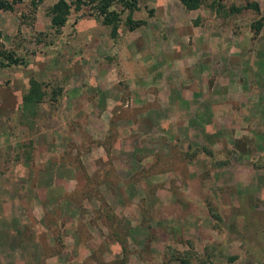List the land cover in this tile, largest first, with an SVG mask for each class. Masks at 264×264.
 <instances>
[{
    "label": "rangeland",
    "instance_id": "rangeland-1",
    "mask_svg": "<svg viewBox=\"0 0 264 264\" xmlns=\"http://www.w3.org/2000/svg\"><path fill=\"white\" fill-rule=\"evenodd\" d=\"M199 1L0 9V264H264V0Z\"/></svg>",
    "mask_w": 264,
    "mask_h": 264
},
{
    "label": "trees",
    "instance_id": "trees-1",
    "mask_svg": "<svg viewBox=\"0 0 264 264\" xmlns=\"http://www.w3.org/2000/svg\"><path fill=\"white\" fill-rule=\"evenodd\" d=\"M20 0H0V9L11 10L13 9V4ZM186 9L191 10L199 6V0H179ZM120 3L123 10L128 11L126 18V23L130 28L134 25L139 24L132 18V13L138 8V0H55V2L50 7V22L51 24L58 28L65 24L68 15L71 12L72 6L76 10H79L84 5H91L94 14L100 16L102 21L107 26H110L111 35H115L118 30L120 23V12L117 11L113 6L115 3ZM221 6V5H220ZM254 10H258L257 4H249ZM233 10H239L238 8H231ZM0 66H8L13 64H18L19 59L15 57L12 53L8 51H1L0 54ZM44 92L42 91V85L35 79L29 81V89L27 93L23 95V101L25 104H36L42 100ZM235 257H231L233 260ZM184 261V260H183ZM185 262V261H184Z\"/></svg>",
    "mask_w": 264,
    "mask_h": 264
}]
</instances>
